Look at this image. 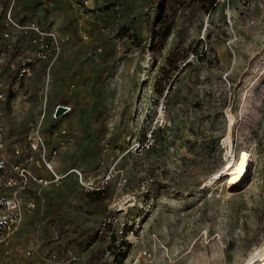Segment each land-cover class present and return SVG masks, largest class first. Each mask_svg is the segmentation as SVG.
<instances>
[{"label":"rangeland","instance_id":"obj_1","mask_svg":"<svg viewBox=\"0 0 264 264\" xmlns=\"http://www.w3.org/2000/svg\"><path fill=\"white\" fill-rule=\"evenodd\" d=\"M15 190L0 264H246L264 246V0H0V220Z\"/></svg>","mask_w":264,"mask_h":264},{"label":"built area","instance_id":"obj_2","mask_svg":"<svg viewBox=\"0 0 264 264\" xmlns=\"http://www.w3.org/2000/svg\"><path fill=\"white\" fill-rule=\"evenodd\" d=\"M6 19H7V23H10L12 26L18 29H25V31L32 30L33 32L36 33V35L40 36L38 41L33 40V42L35 43V50H34L35 55L38 58L46 59L50 55V53H54L55 55L58 53L59 51L58 43L51 38L46 40L45 39L46 35L48 36L49 34H46V32L42 31L41 27L36 22H30L27 25L20 24L14 21L10 17V13H7ZM23 73L29 74V69L25 67L22 68L20 75H22ZM65 107H66V111L64 112V114L70 111L71 109L68 106H65ZM42 143L43 142L41 138L37 135V138L35 139V143L33 142L32 144H35L38 146V144L43 145ZM33 147L35 148V146ZM48 168L50 169V166H48ZM24 172H25V169L21 168V174L23 176H25ZM74 172L80 175L78 171L75 170ZM6 183L8 186L15 184V182L12 181L11 179H8ZM16 192H17L16 190L13 192V195H14L13 201L10 202V204L6 206L7 213L3 216L4 218L0 220V234L1 235L4 233L8 234V232L11 231V227L16 222V210L15 209L16 207H18V199L16 197ZM1 213H2V208H0V216H1Z\"/></svg>","mask_w":264,"mask_h":264},{"label":"bare ground","instance_id":"obj_3","mask_svg":"<svg viewBox=\"0 0 264 264\" xmlns=\"http://www.w3.org/2000/svg\"><path fill=\"white\" fill-rule=\"evenodd\" d=\"M44 115H45V111L42 114L41 117L42 120H44ZM230 119L232 121L231 116ZM249 162H250V158L248 154L241 155L238 161L228 162V164L231 165L226 172V175L229 178L228 180L229 189H231L232 187L235 188V186L239 185L241 181L244 179L243 176L249 168ZM50 169L51 172L54 174V176L58 177V175L54 172L52 166H50ZM246 264H264V246L261 249L257 250Z\"/></svg>","mask_w":264,"mask_h":264},{"label":"water","instance_id":"obj_4","mask_svg":"<svg viewBox=\"0 0 264 264\" xmlns=\"http://www.w3.org/2000/svg\"><path fill=\"white\" fill-rule=\"evenodd\" d=\"M54 110L56 115H60L64 114V112L66 111V107L63 105H56Z\"/></svg>","mask_w":264,"mask_h":264},{"label":"crops","instance_id":"obj_5","mask_svg":"<svg viewBox=\"0 0 264 264\" xmlns=\"http://www.w3.org/2000/svg\"><path fill=\"white\" fill-rule=\"evenodd\" d=\"M29 53H30V50H29ZM29 53H28V54H29ZM65 106H66V105H65ZM54 109H55V108H54Z\"/></svg>","mask_w":264,"mask_h":264},{"label":"trees","instance_id":"obj_6","mask_svg":"<svg viewBox=\"0 0 264 264\" xmlns=\"http://www.w3.org/2000/svg\"><path fill=\"white\" fill-rule=\"evenodd\" d=\"M98 194V192H96ZM114 241V240H113Z\"/></svg>","mask_w":264,"mask_h":264}]
</instances>
